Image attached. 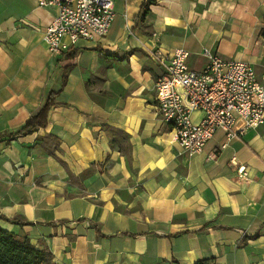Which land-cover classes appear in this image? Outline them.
<instances>
[{"label":"crops","instance_id":"1","mask_svg":"<svg viewBox=\"0 0 264 264\" xmlns=\"http://www.w3.org/2000/svg\"><path fill=\"white\" fill-rule=\"evenodd\" d=\"M146 1L114 0L105 36L51 55L56 9L0 0V227L53 264H264V124L182 151L149 56L181 47L201 70L206 48L264 74V0H157L141 15ZM58 89L46 125L19 133Z\"/></svg>","mask_w":264,"mask_h":264},{"label":"built area","instance_id":"2","mask_svg":"<svg viewBox=\"0 0 264 264\" xmlns=\"http://www.w3.org/2000/svg\"><path fill=\"white\" fill-rule=\"evenodd\" d=\"M56 9L42 40L51 55H60L79 39L105 36L115 18L114 0H38ZM188 51L175 48L164 54L159 49L149 56L161 66L155 81L157 112L172 134V141L190 155L202 151L217 130L228 139L264 124V74L240 59H223L208 49L201 70L187 64ZM193 112H199L197 120ZM242 126L234 130L236 120Z\"/></svg>","mask_w":264,"mask_h":264},{"label":"trees","instance_id":"3","mask_svg":"<svg viewBox=\"0 0 264 264\" xmlns=\"http://www.w3.org/2000/svg\"><path fill=\"white\" fill-rule=\"evenodd\" d=\"M157 0H148L142 4V13L148 12L149 6ZM260 36L264 37V27L260 31ZM68 54H74L73 47L67 51ZM72 66V62L63 66L62 84L65 83L66 73ZM60 87V88H61ZM49 92L40 108L29 116L25 124L18 129L19 133H31L39 127H44L47 122V114L50 107L55 103L54 98L58 91ZM205 261L197 264H204ZM0 264H53L52 253L48 249H40L33 246L27 238H19L0 227Z\"/></svg>","mask_w":264,"mask_h":264}]
</instances>
